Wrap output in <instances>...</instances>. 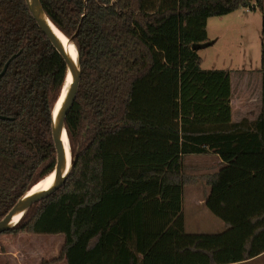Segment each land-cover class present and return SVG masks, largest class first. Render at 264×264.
Wrapping results in <instances>:
<instances>
[{"label": "trees", "instance_id": "16d2710c", "mask_svg": "<svg viewBox=\"0 0 264 264\" xmlns=\"http://www.w3.org/2000/svg\"><path fill=\"white\" fill-rule=\"evenodd\" d=\"M77 47L81 80L65 126L72 169L6 232L65 235L67 264H245L264 254L262 110L232 121L231 73L204 69L208 18L264 0H41ZM255 3V4H253ZM264 38V24H263ZM0 219L54 171L63 56L26 0H0ZM213 152L206 205L228 228L188 233L184 157Z\"/></svg>", "mask_w": 264, "mask_h": 264}, {"label": "rangeland", "instance_id": "374dc122", "mask_svg": "<svg viewBox=\"0 0 264 264\" xmlns=\"http://www.w3.org/2000/svg\"><path fill=\"white\" fill-rule=\"evenodd\" d=\"M253 7H241L229 14L208 18V37L214 43L198 50L202 58V68H261L264 8L256 4ZM248 74L251 88L257 90V71ZM241 75L243 74L237 76ZM239 88L238 79L237 92ZM219 160L213 153L188 155L184 160L183 175L186 184L183 189V212L188 233H219L228 228L226 222L206 205L210 185L208 175H204V167L215 169ZM64 242L63 233L38 234L27 229L0 233V264H67L61 255ZM248 264H264V261Z\"/></svg>", "mask_w": 264, "mask_h": 264}, {"label": "water", "instance_id": "95a60500", "mask_svg": "<svg viewBox=\"0 0 264 264\" xmlns=\"http://www.w3.org/2000/svg\"><path fill=\"white\" fill-rule=\"evenodd\" d=\"M26 2L31 14L35 18L39 27L50 39L54 47L59 51V53L63 56L66 62L67 76L60 99L63 96L66 85L68 84V80H70L69 82L70 87H69V91L67 92L66 96L63 99L61 106L58 108V103L60 101L59 99L53 112L52 134H53L57 156H56V165L54 171L51 173V174L54 173L52 184L48 189L43 190L42 192L36 194H29V191L31 190L30 189L25 195H23L8 211V213L2 219H0V233L6 232L7 230L13 228L35 202L49 196L50 194L61 188L63 184L66 182L70 174V171L72 169V154H71L70 142L65 126V120L72 107V104L75 100L80 85L82 69H81L79 51L75 46V44L73 43V40L65 35L68 38L69 44H73L76 48L77 59H74L72 54L68 50L66 44L56 34L54 28L58 30L60 33L62 32L57 28V26L51 21V19L46 14L41 0H26ZM213 43L214 41L209 40L203 43H194L192 47L194 50L198 51L202 48L212 45ZM17 55L18 54H14L10 58V60H8V62L5 64L3 70L0 72V79L5 75L11 61L14 58H16ZM0 118L7 119L6 116H2V115H0ZM64 137L67 138L69 144V152H70L69 158H68V152L66 151L64 145ZM18 216L20 217L18 222H16L15 224H10L11 221Z\"/></svg>", "mask_w": 264, "mask_h": 264}, {"label": "crops", "instance_id": "0c3cea01", "mask_svg": "<svg viewBox=\"0 0 264 264\" xmlns=\"http://www.w3.org/2000/svg\"><path fill=\"white\" fill-rule=\"evenodd\" d=\"M259 69H256V70L246 69V68H242L239 70L225 69V70L230 71V73H231V82H232L231 105H232V121L233 122H241L243 120H247L248 122H252L255 119H257V117L261 113V110H262V76H261L260 72L258 71ZM251 71H253V72L257 71V74H256V76H257V80H256L257 90H255L254 88H251L252 85L250 84V81H249L250 75L248 74V72H250V74H251ZM238 74H243V75H241V77H238L237 76ZM238 79L240 82V88L238 89V92H237L236 81ZM210 153H213V152H210ZM203 154L208 155L209 153H201V154L195 153V154H189V155L195 156V155H203ZM213 154H215V153H213ZM215 155H217V154H215ZM186 156H188V155H186ZM186 156L184 157V160L186 159ZM219 159H220L219 163L215 169L211 168L210 166L204 167V169H206V171H204V175H208V179L212 174H214L215 172L219 171L222 168V166H223L222 159L220 157H219ZM183 177H184V175H183ZM221 232H223V231H221ZM263 257H264V254L262 256H260L259 258H257L255 261H252V263H255L258 261H264L262 259ZM250 262L251 261H249L245 264H248Z\"/></svg>", "mask_w": 264, "mask_h": 264}, {"label": "bare ground", "instance_id": "6f19581e", "mask_svg": "<svg viewBox=\"0 0 264 264\" xmlns=\"http://www.w3.org/2000/svg\"><path fill=\"white\" fill-rule=\"evenodd\" d=\"M56 34L62 39V41L66 44L68 50L70 51V53L72 54L73 58L74 59H77V51H76V48L73 44H69L68 42V38L63 35L62 33H60L58 30H56L54 28ZM69 82L70 80H68V84L66 85V88L64 90V93H63V96L62 98L60 99L59 103H58V108L61 106L62 102H63V99L64 97L66 96L67 92L69 91ZM64 145H65V149L66 151L68 152V158H69V155H70V152H69V144H68V140L66 137H64ZM53 178H54V173L53 174H49L48 176H46L43 180H41L39 183H37L36 185H34L31 190L29 191V194H36V193H39V192H42L43 190H46L48 189L51 184H52V181H53ZM19 216L18 217H15L10 224H15L16 222H18L19 220Z\"/></svg>", "mask_w": 264, "mask_h": 264}, {"label": "built area", "instance_id": "2783aa9c", "mask_svg": "<svg viewBox=\"0 0 264 264\" xmlns=\"http://www.w3.org/2000/svg\"><path fill=\"white\" fill-rule=\"evenodd\" d=\"M247 8H250V7H247ZM251 9V8H250Z\"/></svg>", "mask_w": 264, "mask_h": 264}]
</instances>
